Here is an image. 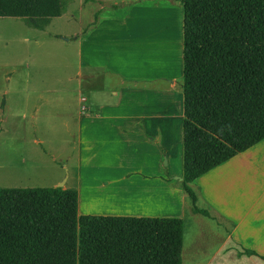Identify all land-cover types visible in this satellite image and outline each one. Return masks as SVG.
Segmentation results:
<instances>
[{
	"label": "crops",
	"instance_id": "obj_1",
	"mask_svg": "<svg viewBox=\"0 0 264 264\" xmlns=\"http://www.w3.org/2000/svg\"><path fill=\"white\" fill-rule=\"evenodd\" d=\"M134 1L96 0L95 24L71 36L75 96L68 91L56 100L61 94L44 90V140L33 142L47 143L51 161L66 171L52 176L51 187L74 189L79 215L181 219L182 243L190 224L199 227L190 234L194 242L205 236L201 218L218 220L232 228L205 264L235 262L243 255L237 230L246 220L264 241V139L188 184L201 211L194 212L181 185L183 10L175 0ZM58 18L74 17L65 11ZM57 116L66 118L54 122ZM250 253L251 264H264V256Z\"/></svg>",
	"mask_w": 264,
	"mask_h": 264
},
{
	"label": "trees",
	"instance_id": "obj_2",
	"mask_svg": "<svg viewBox=\"0 0 264 264\" xmlns=\"http://www.w3.org/2000/svg\"><path fill=\"white\" fill-rule=\"evenodd\" d=\"M183 10L188 184L264 139V0H175ZM63 0H0V18L44 30ZM96 22V17L91 25ZM177 218L79 215L74 189L0 188V264H181Z\"/></svg>",
	"mask_w": 264,
	"mask_h": 264
},
{
	"label": "rangeland",
	"instance_id": "obj_3",
	"mask_svg": "<svg viewBox=\"0 0 264 264\" xmlns=\"http://www.w3.org/2000/svg\"><path fill=\"white\" fill-rule=\"evenodd\" d=\"M105 1L112 3L120 0ZM155 1L134 2H160ZM63 2L65 11H69L74 18L69 21L53 18L45 32L26 26L21 19L0 18V188H48L51 187L52 176L62 172L66 175L64 169L56 168L57 163L51 161L46 151L47 143L33 142L36 137L44 140L41 129L44 123L41 117L43 100L40 95L50 89L56 90L58 97L61 94V98L56 100H63L68 91L72 97L75 96L73 89L76 87L78 62L74 37L71 36L86 28L89 21L95 18L98 4L96 0H82V5L81 0ZM167 21V17L163 16L162 26H166ZM66 38L71 42L63 43L62 40ZM72 100V105H75V99ZM38 109L40 112L36 113ZM65 118L57 116L53 121L59 122ZM39 124L40 130L37 131L36 125ZM69 166L71 170L72 165ZM196 206L211 213L200 201ZM188 217L191 220V216ZM201 219L200 230L205 236L191 241L190 234L198 231L199 227L195 224L188 226L183 236L181 264H205L232 228L225 224L223 229L218 220ZM258 230L259 227H250L247 220L238 228L237 236H241L242 241L237 243L243 255H239L235 262L226 258L228 264H251V250L264 256V241H259ZM209 236L210 239L205 241L204 238Z\"/></svg>",
	"mask_w": 264,
	"mask_h": 264
},
{
	"label": "water",
	"instance_id": "obj_4",
	"mask_svg": "<svg viewBox=\"0 0 264 264\" xmlns=\"http://www.w3.org/2000/svg\"><path fill=\"white\" fill-rule=\"evenodd\" d=\"M63 184H64V183H61V184L59 185V188H62Z\"/></svg>",
	"mask_w": 264,
	"mask_h": 264
}]
</instances>
